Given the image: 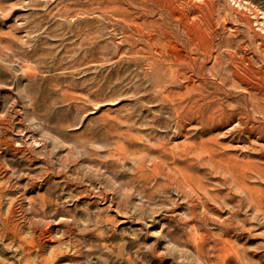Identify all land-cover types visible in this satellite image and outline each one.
<instances>
[{
	"label": "rangeland",
	"instance_id": "rangeland-1",
	"mask_svg": "<svg viewBox=\"0 0 264 264\" xmlns=\"http://www.w3.org/2000/svg\"><path fill=\"white\" fill-rule=\"evenodd\" d=\"M167 1L0 0V264H264V0Z\"/></svg>",
	"mask_w": 264,
	"mask_h": 264
},
{
	"label": "bare ground",
	"instance_id": "bare-ground-1",
	"mask_svg": "<svg viewBox=\"0 0 264 264\" xmlns=\"http://www.w3.org/2000/svg\"><path fill=\"white\" fill-rule=\"evenodd\" d=\"M169 1V0H168ZM167 1V2H168ZM157 3V2H156ZM163 3V2H162ZM175 3H177V2H175ZM118 5V4H117ZM157 5V4H156ZM179 5V4H178ZM158 6V5H157ZM180 6V5H179ZM159 7V6H158ZM186 7V6H185ZM163 10L166 8H168L169 10H170V12H171V14H174L175 12H176V9L175 8H172L171 6H170V4L169 3H165L164 2V5H163ZM188 8V7H187ZM182 9V8H181ZM161 10V9H160ZM208 10H211V9H208ZM213 10V9H212ZM193 11V10H192ZM201 11V10H200ZM178 12V11H177ZM188 12V11H187ZM202 12V11H201ZM208 12H210V11H208ZM193 13H194V11H193ZM176 14H178V13H176ZM208 14H210V13H208ZM212 14V13H211ZM204 15V14H203ZM213 15V14H212ZM197 16H198V14H197ZM209 16V15H208ZM211 16V15H210ZM140 17H141V15H140ZM212 17V16H211ZM172 18V17H171ZM198 18V17H197ZM143 19V18H142ZM195 19H196V17H195ZM146 21V20H145ZM149 21V20H148ZM151 21V20H150ZM175 21V20H174ZM180 21H181V23H182V25H183V27H184V29H185V31H186V33H187V35H198V34H200L201 32H202V25L198 22V21H191L190 20V16H189V14H185V13H183V15L182 16H180ZM205 20H202V22H203V24L205 23L204 22ZM143 23H145V22H143ZM153 23V22H152ZM151 24V23H150ZM155 24V23H154ZM153 24V25H154ZM161 24V23H160ZM139 25V24H138ZM142 26V25H141ZM151 26V25H150ZM207 26V25H206ZM144 27V26H143ZM148 27V26H147ZM157 27V26H156ZM146 28V27H145ZM209 28V30H210V27H207V29ZM156 29V28H155ZM159 29V28H158ZM164 29V28H163ZM206 29V28H205ZM138 30V29H137ZM150 31V30H149ZM155 31H157V29L155 30ZM138 32H140V31H138ZM163 32V31H162ZM161 32V33H162ZM207 32V31H206ZM153 33V32H152ZM149 34V33H148ZM147 34V35H148ZM157 35H159V34H157ZM164 35V34H163ZM213 35H214V33H213ZM151 36H152V34H151ZM160 36H161V34H160ZM160 36H159V38H160ZM168 36V35H167ZM154 37V36H153ZM187 37H189V36H187ZM186 37V38H187ZM146 38V37H145ZM174 38V37H173ZM193 38V37H192ZM205 38V37H204ZM207 38V37H206ZM214 38V37H213ZM152 39V38H151ZM188 39V38H187ZM190 39V38H189ZM161 40H162V38H161ZM167 40V39H166ZM213 40V39H212ZM159 41V40H158ZM196 41V40H195ZM160 42V41H159ZM151 43H152V41H151ZM185 43H186V41H185ZM191 43V42H190ZM208 43V42H207ZM160 44V43H159ZM168 47H169V50H171V51H174V52H176V55L177 54H181L182 52H183V50L177 45V44H175L174 42H173V40H170L168 43ZM180 44H181V42H180ZM182 44H184V43H182ZM186 44H188V43H186ZM209 45V44H208ZM151 46V45H150ZM149 46V47H150ZM157 46V45H156ZM159 46V45H158ZM184 46V45H183ZM185 47V46H184ZM157 49V48H156ZM164 50V49H163ZM154 51H156L155 49H154ZM149 52V51H148ZM168 54V53H167ZM173 54V53H172ZM183 56V55H182ZM190 56V55H189ZM162 57V56H161ZM167 57V56H166ZM177 57V56H176ZM180 57V56H179ZM184 58V57H183ZM182 58V59H183ZM162 59V58H161ZM164 59H165V57H164ZM173 59V58H172ZM171 59V60H172ZM175 59V58H174ZM181 59V60H182ZM161 61V60H160ZM169 61H170V59H169ZM183 62V61H182ZM161 63V62H160ZM179 63H180V60H179ZM168 64V63H167ZM170 64V63H169ZM180 65V64H179ZM184 65H185V63H184ZM169 66V65H168ZM171 66V65H170ZM26 67V66H25ZM180 67V66H179ZM184 67V66H183ZM168 68V67H167ZM27 69H29V68H27ZM182 69V68H181ZM188 69V68H187ZM174 70V69H173ZM211 236V235H210Z\"/></svg>",
	"mask_w": 264,
	"mask_h": 264
}]
</instances>
